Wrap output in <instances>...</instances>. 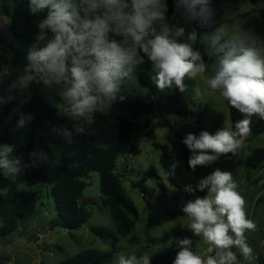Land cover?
<instances>
[{
  "label": "clouds",
  "instance_id": "1",
  "mask_svg": "<svg viewBox=\"0 0 264 264\" xmlns=\"http://www.w3.org/2000/svg\"><path fill=\"white\" fill-rule=\"evenodd\" d=\"M30 13L47 15L37 24L35 41L29 50L27 63L18 74L14 87L28 89L34 82H43L54 89L63 100L67 114L95 122L98 113L109 110L119 98L122 83L134 80V71L151 62L155 73L153 81L161 90L185 91V77L194 79L208 71L201 51L194 47L198 33L167 21V0H28ZM209 0H175L183 20L191 24L207 23ZM222 30L204 36L210 45V54L217 57L212 66L213 75L206 84L246 117L236 122L237 132L227 128L215 134L201 131L189 133L182 141L190 150L188 166L209 165L221 154H236L243 137L250 131L251 117L264 119V48L257 47V38L244 34L240 39L221 43ZM120 37L121 39H116ZM248 41V43H245ZM31 114H21L20 126L31 122ZM83 132V127H76ZM63 135L71 137L67 129ZM13 146L0 145V173L13 177L20 174L19 161L11 159ZM176 165H172L173 172ZM207 189V195L188 201L182 206L188 229L208 244L203 256L193 251V241L174 238L179 252L173 264H243L254 259L253 249L247 243L246 231L256 225L246 218L245 200L237 191L232 173L217 169L199 181L195 188L187 185L189 193ZM6 193V189L3 190ZM170 241L169 243H172ZM238 249L243 262L232 251ZM147 251L118 254L115 264H151Z\"/></svg>",
  "mask_w": 264,
  "mask_h": 264
},
{
  "label": "rangeland",
  "instance_id": "2",
  "mask_svg": "<svg viewBox=\"0 0 264 264\" xmlns=\"http://www.w3.org/2000/svg\"><path fill=\"white\" fill-rule=\"evenodd\" d=\"M168 15L173 20L172 26H182L186 33L193 29L199 35L210 36L217 29L222 30V37H232L239 39L246 24L258 18L259 10L264 6V0H254L244 3L238 0L235 4L220 1L219 6L212 17L211 24L203 31H199L192 23H186L180 11L176 9L175 0H167ZM0 35L11 38L14 33L10 18L0 14ZM208 65V71L194 79H189V84L185 87V97L189 101V112L184 116L164 115L156 118L152 126L148 128L145 124V114L132 111H121L120 100L112 105L104 113L111 115H126L132 123L130 134V144L134 148V153L124 154L117 159L114 172L119 177L125 189L126 196L135 204L139 217L133 219V228L126 237H121L116 229L115 222L109 209L102 204L100 192V179L98 173H92L86 178L88 187L79 200V204L86 205L93 213L88 223L78 231L65 230L60 226H54L57 221L55 203L50 195V187L37 182H30L26 174L27 160L34 157L42 158L50 168L54 167L60 159L61 143L66 137L63 131L73 130L71 120L52 124L47 132V142L41 148L34 150L29 157L13 158L19 161L21 169L19 189L34 192L37 198V213L20 223L18 229L7 237L0 234V262L2 264H59L64 260L88 249H97L101 252H111L115 249L111 264H115L118 254L125 255L135 253L141 256L144 252L152 255V261L164 252L167 248L179 246L174 238H190L193 241V251L199 252L203 256L214 255L207 252L208 244L202 237L195 236L188 229V218L182 211V206L186 203L180 200L181 189L166 188L160 189L151 179L145 178V172L154 167L157 173L164 178L161 167V150L155 144L172 147L174 138L169 129L160 124L166 123L176 125L185 135L189 133L199 135L201 131H208L215 134L218 130L227 128L233 131L227 100L219 92H213L206 84L207 78L213 75L212 66ZM22 71V66L14 63L11 56L0 51V86L2 88L1 101H16V106L9 117L0 122V145L8 143L4 139L6 131L11 127L13 120L20 108L30 100L29 88L24 90L14 87L18 74ZM155 75L153 69L149 72L152 89L144 88L138 80L129 79L122 83L120 95L125 99L140 100L143 105H147L150 99L156 95L169 92L172 89L161 90L153 81ZM45 99L54 107L59 109L63 117L67 114V109L63 105L62 98L54 90L39 82ZM258 123L264 122L258 116L252 117ZM80 120V119H79ZM154 126L153 133L150 129ZM152 131V130H151ZM235 133V132H234ZM242 140L241 147L236 154H221L220 159L209 165L197 166L200 179L214 173L217 169L222 172L232 173L234 181L238 185L237 191L245 200L246 218L256 225L254 230H247L245 235L247 243L253 249L254 259L251 264H264V162L256 168L245 163L246 157L256 148L264 146V133L260 135L247 134L243 137L237 135ZM9 181H16V176H6ZM143 181L146 192L143 194L138 188ZM198 185V184H196ZM167 186H169L167 184ZM201 192V191H200ZM203 198L207 195L204 190ZM194 196L192 200L194 201ZM2 221H0V228ZM103 229L113 233L117 239L114 241L110 236L104 239L96 235L95 230ZM173 241L172 243H169ZM236 253L238 261L243 262V257L235 247L232 249ZM248 264V262H243Z\"/></svg>",
  "mask_w": 264,
  "mask_h": 264
},
{
  "label": "trees",
  "instance_id": "3",
  "mask_svg": "<svg viewBox=\"0 0 264 264\" xmlns=\"http://www.w3.org/2000/svg\"><path fill=\"white\" fill-rule=\"evenodd\" d=\"M220 1L229 4L238 2V0H209L207 5L197 6V11L201 7L208 9L207 23L204 27L200 26V22H192L199 31L210 26V20L214 16ZM250 1L254 0H243L244 3ZM180 13L182 14V11ZM0 14L10 18L14 33L11 38L0 35V51L9 54L14 63L23 67L27 63V54L35 41L37 24L46 17L47 10L33 15L30 13L28 0H0ZM167 21L172 26L173 20L168 13ZM246 33L257 38V47L264 48V6L259 10L258 18L246 24L240 38ZM208 36H210L209 33ZM203 37V35L198 34V40L194 47L201 51L205 62L213 66L217 57L210 54V45ZM115 38L121 39L120 37ZM232 39L234 38L222 37L221 43ZM151 70V62L145 57V63L138 65L134 71V77L144 88L152 89L149 77ZM128 80L126 79L124 82ZM184 84L185 87L189 84L188 77H185ZM29 91V102L20 108L11 127L4 135L8 145L13 146L11 159L29 157L34 150L43 147L48 140L47 132L52 124L69 120L73 123V130L70 131L71 137L66 136L62 141L60 148L62 155L54 167H48L39 157L30 158L26 163L28 180L50 187V195L54 200L57 214V221L53 225L69 231H78L88 223L93 213L86 205L79 204V200L89 185L86 178H89L92 173H98L102 205L109 209L118 234L121 237H126L133 228V219L139 217V212L135 204L126 196L125 189L115 174L114 168L119 156L134 153V148L130 144L131 120L126 115L106 113H98L95 122L92 124L86 123L84 118H72L68 114L62 117L59 109L45 99L39 82H34L29 87ZM1 94L2 88L0 86V122L9 117L16 106L14 100L1 101ZM153 95L147 105H143L140 100L133 102L124 99L120 102L119 108L121 111L144 113L145 124L148 128L158 117L188 114L189 101L185 97V91L180 92L174 86L171 91L158 95L153 91ZM227 104L231 127L234 132H237L236 122L248 117L233 108L228 101ZM21 114L24 116L31 114L33 116L32 121L26 126H20L18 122L21 119ZM250 119L252 122L249 125V134L256 136L263 134L264 122L258 123L252 117ZM160 125L169 129L175 140L174 145L169 147L155 144V147L162 152L160 163L164 178L157 173L154 167H150L145 172V178L151 179L162 190L167 188L165 182L173 189H182L187 185L198 184L201 180L198 167L193 171L188 166L191 152L182 143L186 135L176 125L166 123ZM77 126L83 127V132L77 133L75 130ZM155 128L153 126L150 132L153 133ZM263 162L264 146L252 150L245 159V163L253 168L259 167ZM173 164L176 165L174 172ZM19 178L20 174L16 176V181H9L3 173H0V221H2L0 234L3 237L15 232L21 222L37 213L36 194L20 190ZM143 181H140L138 188L144 194L146 188ZM5 189L7 190L6 193L3 191ZM95 233L104 239H108L110 236L113 237L114 241L117 239L108 230H95ZM178 252L179 250L175 247L167 248L151 264H173ZM114 253V248L111 252L88 249L59 264H111Z\"/></svg>",
  "mask_w": 264,
  "mask_h": 264
},
{
  "label": "built area",
  "instance_id": "4",
  "mask_svg": "<svg viewBox=\"0 0 264 264\" xmlns=\"http://www.w3.org/2000/svg\"><path fill=\"white\" fill-rule=\"evenodd\" d=\"M194 188L196 185H192ZM194 196H202V193L200 191H194L193 193H189L185 190V187L181 189L179 192V198L184 203H187L188 201L192 200Z\"/></svg>",
  "mask_w": 264,
  "mask_h": 264
},
{
  "label": "crops",
  "instance_id": "5",
  "mask_svg": "<svg viewBox=\"0 0 264 264\" xmlns=\"http://www.w3.org/2000/svg\"><path fill=\"white\" fill-rule=\"evenodd\" d=\"M165 185H166L167 188H171L170 186H167V183H166V182H165ZM172 189H173V188H172ZM195 199H196V197H195Z\"/></svg>",
  "mask_w": 264,
  "mask_h": 264
},
{
  "label": "water",
  "instance_id": "6",
  "mask_svg": "<svg viewBox=\"0 0 264 264\" xmlns=\"http://www.w3.org/2000/svg\"><path fill=\"white\" fill-rule=\"evenodd\" d=\"M0 264H2V263L0 262Z\"/></svg>",
  "mask_w": 264,
  "mask_h": 264
}]
</instances>
